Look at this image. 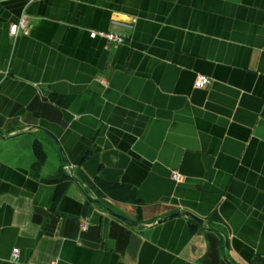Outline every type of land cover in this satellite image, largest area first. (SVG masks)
Instances as JSON below:
<instances>
[{
	"label": "crops",
	"instance_id": "0c3cea01",
	"mask_svg": "<svg viewBox=\"0 0 264 264\" xmlns=\"http://www.w3.org/2000/svg\"><path fill=\"white\" fill-rule=\"evenodd\" d=\"M0 128V264L264 262V0H0Z\"/></svg>",
	"mask_w": 264,
	"mask_h": 264
},
{
	"label": "built area",
	"instance_id": "2783aa9c",
	"mask_svg": "<svg viewBox=\"0 0 264 264\" xmlns=\"http://www.w3.org/2000/svg\"><path fill=\"white\" fill-rule=\"evenodd\" d=\"M30 31H31V23L27 12H23L17 20L12 21L10 23V33L12 35L29 34ZM90 35L91 36L100 35L105 37L107 41H114V42H123L126 38L125 35L104 29H93L90 31ZM210 82H211V77L209 75L204 73H198L195 79V86L204 87ZM172 176L176 180L184 179V174L179 171H173ZM12 255L14 258L18 257L19 247L16 246L13 248Z\"/></svg>",
	"mask_w": 264,
	"mask_h": 264
},
{
	"label": "water",
	"instance_id": "95a60500",
	"mask_svg": "<svg viewBox=\"0 0 264 264\" xmlns=\"http://www.w3.org/2000/svg\"><path fill=\"white\" fill-rule=\"evenodd\" d=\"M0 132H3L1 128H0ZM53 137H54V139H55L56 142H57V145H58V147H59V150H60V152H61V155H62V158H63V161H64L65 165H66L67 167H71V162H70V160H69V158H68V156H67V154H66L64 148L62 147V145L60 144V142L58 141V139H57L55 136H53ZM97 201H98V202H99V203H100V204H101V205H102L107 211H109L110 213H112V214L118 216L119 218L123 219L124 221L128 222L129 224H132V225H133V224H135V225L138 224V221H137V220H134V219H132V218H130V217L124 215L123 213H120V212L114 210L112 207H110V206H109L106 202H104L102 199L97 198ZM182 214H191V215H192L193 217H195L200 223H204V219H202V218L199 217L198 215H195V214H193V213H191V212H189V211H181V210H179V211H175V212L170 213V214H168V215H165V216L159 218L158 221H159V222H162V221H164V220H166V219H168V218H171V217H174V216H179V215H182Z\"/></svg>",
	"mask_w": 264,
	"mask_h": 264
},
{
	"label": "trees",
	"instance_id": "16d2710c",
	"mask_svg": "<svg viewBox=\"0 0 264 264\" xmlns=\"http://www.w3.org/2000/svg\"><path fill=\"white\" fill-rule=\"evenodd\" d=\"M35 146L39 153L43 152V149L41 148V145L38 140L35 141ZM61 178L63 177L58 176L56 178H51L50 180H58ZM95 182L97 184L96 191L98 192V196H101L105 192L117 196L118 195L117 188L123 185V184H118L116 182L103 180L101 178H96ZM123 186H126V185H123ZM127 187L131 189V192H132L131 197L135 198V193H136L135 188H131L130 186H127ZM254 262H257V264H264V262L258 259H255Z\"/></svg>",
	"mask_w": 264,
	"mask_h": 264
}]
</instances>
